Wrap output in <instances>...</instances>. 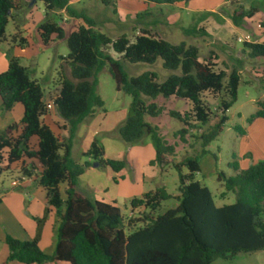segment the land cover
Segmentation results:
<instances>
[{"label": "trees", "instance_id": "16d2710c", "mask_svg": "<svg viewBox=\"0 0 264 264\" xmlns=\"http://www.w3.org/2000/svg\"><path fill=\"white\" fill-rule=\"evenodd\" d=\"M46 19L39 24L38 33L43 43L52 35L66 39L68 53L60 56L58 76L51 93L44 92L31 74L29 67L20 64L21 53L9 56L6 70L0 72V105L8 111L15 103L23 106L19 122L7 124L0 130V175L14 163L21 161L22 176H34L45 187L48 204L59 217L54 252L41 251L35 240L20 241L5 238L9 247L7 260L26 264L65 262L67 264H213L217 258H231L238 252L264 249V158L246 168L233 166L234 174L219 173L224 181L220 197L228 192L235 201L215 206L209 189L195 179L199 172V156L206 146L222 131L227 120L226 111L236 100L239 70L227 72L210 53L202 60L196 45L181 40L173 43L157 33L141 28L138 33H120L110 37L93 19L68 6V0H41ZM148 3L175 4L187 0H143ZM236 2V0H229ZM30 0H0V42L13 13L28 7ZM108 5L110 0H100ZM33 5H31L32 7ZM64 9L70 16L82 20L66 35L61 18H48L52 11ZM254 8L238 5L231 13L232 23L239 26ZM140 15V13L137 14ZM188 33L205 32L194 27ZM109 48L111 53H106ZM243 47L251 58L264 56V41H244ZM161 60L162 67L171 73L159 82L154 71H144L129 77L123 62L149 63ZM106 65L117 90L131 97L130 114L119 127L120 137L134 143L148 135L155 149L149 162L160 169L168 164L178 172V194L172 196L164 186L148 190L129 200L130 209H142V218L125 221L114 202L90 199L77 192L78 177L91 166H108L118 173L125 160L106 158L103 147L93 139L83 152V163L71 158L73 133L78 123L103 107L96 92L95 76ZM68 68V74L65 68ZM175 71H178L176 73ZM210 95L217 104L215 121L197 137L201 151L175 162V144L167 141L157 125L145 121L144 116L162 113L178 120L181 128L173 135L186 141L189 129L205 125L213 112L203 96ZM181 98L190 107L178 111L158 105L157 96ZM145 97L152 99L145 101ZM52 98L55 112L64 120L66 138L59 137L43 122L47 113L46 101ZM249 120L264 118V103ZM242 135L244 131L241 129ZM32 138L36 141L32 142ZM31 160L25 164L24 160ZM185 169L186 172H182ZM113 181L116 180L111 176ZM65 183L62 192L59 185ZM174 197L177 205L164 213H156L161 202ZM136 223H140L135 226Z\"/></svg>", "mask_w": 264, "mask_h": 264}, {"label": "rangeland", "instance_id": "374dc122", "mask_svg": "<svg viewBox=\"0 0 264 264\" xmlns=\"http://www.w3.org/2000/svg\"><path fill=\"white\" fill-rule=\"evenodd\" d=\"M98 4L103 7V11H101L102 9H95L90 13V16L96 25L110 37H115L121 32H126L128 35L135 34L139 27L138 22L140 17L144 18L148 13H151V11L148 10H141V8H145V6L141 3H136L129 5L128 8L140 10V15H138V17L127 15L120 19V15L117 14L115 5L111 1L108 5H103L100 2ZM120 4L122 6L124 5L123 3ZM73 6L76 7H73L74 9L79 8L76 1H74ZM87 6H91V4L87 3ZM169 11L170 13L168 14ZM169 11L165 12V17L173 14L177 15V13H179L180 17L184 15L181 21L182 25H186L190 21V16L187 15L185 9L174 8ZM16 13L21 17L20 20L17 21V25L22 29V34L25 39V43H22L24 44V53L20 59V64L33 70L31 76L41 84L45 94L47 90L49 91L48 93H51L53 91L55 79L58 76L61 62L59 57L65 56L68 53L66 39H57L55 35L51 36L53 38L49 40L48 43H43L40 39L36 29L39 24L46 19L44 4L41 0H36L30 12L27 8H24L17 10ZM106 16L111 20L106 22ZM122 16H124V14H122ZM155 17L158 18L159 16L156 15ZM48 18L58 20L57 15L54 14H50ZM81 23L82 20L78 21L77 17L73 16V28ZM193 24L196 25V23L189 24V28H195ZM155 29L162 38L168 41L177 43L181 40H185L188 43L196 45L199 49L200 60L210 53H214L218 58L216 61H219V63H221L220 65L224 69L226 68L227 72L232 68H236L240 72L236 100L226 111L228 118L223 125L222 131L206 146V153L199 156V172L195 174V179L209 189L215 206L232 203L235 201V195L233 193L228 192L224 197H220V193L224 190V181L222 179L218 180V175L219 173H223L226 176L233 175V166L235 165L239 168H245L247 162H250L249 152L252 151L253 145L257 144L264 146V128L260 127L259 120L255 118L249 120L259 109L258 103H264V56L252 59L246 55L239 54L240 51L246 49L243 47V42L237 41V37H242L244 35L241 33H231L227 26L224 27L221 37L215 36L216 40H213V38L205 32L188 33L186 31L187 29H179L177 26L168 35H165V33L161 32L157 27ZM15 30L16 27L9 21L5 29L6 35H8V33L12 34ZM19 42L20 41L17 40V43ZM19 46L21 47V45ZM105 52L110 54L111 50L107 47ZM122 64L129 77L136 76L149 70L154 71L157 74V80L161 82L171 73V71L162 67L160 59H157V61L152 64L142 62L129 63L126 61ZM65 72L68 74L67 67L65 68ZM175 72L178 73V71ZM95 80L96 92L101 97L104 104L103 107L96 108L92 115L82 119L76 126L72 137L71 158L77 163H83L87 160L83 152L88 147L89 143L93 139H96L103 147L106 158L125 160V167L120 172L126 176H130L131 171L126 161L130 148L133 145H138L143 146L145 149V147L150 146L149 144H152V141L148 135H145L142 139L134 143H127L120 137L118 129L130 114L131 97L122 90L116 89L115 82L106 65H103L97 71ZM203 99L213 114L207 124L189 129L186 135V141L184 142L173 135V133L182 126L178 120L165 113L156 117L144 116L145 121L158 126L159 132L167 141L175 144V153L170 157V159L175 162L181 161L187 155L200 153L201 144L197 136L201 132L206 131L216 119V117H214V114L217 112L216 101L207 94L203 96ZM145 101L150 102L152 99L145 97ZM153 101L158 105H164L167 108L178 111H184L190 107V104H186L188 103L187 101L175 97L165 98L159 95ZM48 112L56 114L54 107H51ZM0 121H2L3 124L2 115H0ZM60 123L64 125V122ZM61 127L62 126H60V129ZM51 128L56 132L53 126ZM241 129L244 131L242 135L239 133ZM65 132V134L57 135L66 138L68 131ZM21 163V161L14 163L9 169L4 171L0 175V184L3 183L4 185H8L13 177L22 176L19 170ZM95 163L97 162L92 161L91 166L78 177L80 190L85 188L87 190L85 194L91 197L100 192L104 193L107 187L115 189L114 181L111 179V176L116 178L117 176L115 174L120 173L111 171V169L105 165L95 166ZM13 165L14 168L12 169L11 167ZM156 167L155 176L151 178L145 176V181L142 184L143 192L164 186L169 194L172 196L177 195L179 183L177 170L172 164L164 166L163 169H160L158 166ZM182 172L185 173L186 170L183 169ZM108 195L114 196L112 192L105 196L107 197ZM138 196L140 195L136 197ZM129 200L130 199H126L125 205L120 202L118 203L125 221L128 219L136 220L142 218V214H140L142 209L128 215L130 211ZM176 205L177 201L174 197H171L161 202L156 213H164L167 209L174 208ZM139 224L140 223L135 222V226ZM213 264H264V249L250 252H238L227 259L217 258Z\"/></svg>", "mask_w": 264, "mask_h": 264}, {"label": "crops", "instance_id": "0c3cea01", "mask_svg": "<svg viewBox=\"0 0 264 264\" xmlns=\"http://www.w3.org/2000/svg\"><path fill=\"white\" fill-rule=\"evenodd\" d=\"M74 1H76L79 8L74 9L76 8L73 6ZM110 1L115 5V9L117 14L120 15V19L126 17L127 15L137 16L140 10H135L130 7L128 8L129 5L136 3H141L143 6H145V8H141V10L151 11V13H148L146 17H140L138 22L139 27L136 33H138L141 28H144L159 35L155 29L157 27L159 30H161V32L165 33V35H168L176 26L179 29H188L189 24L196 23V25L193 24L195 29H204L205 33L211 36L213 40H216L215 36L221 37L223 35L224 27L227 26L231 33H241L243 35H248L249 41H264V0H236L235 3L230 2L229 0H187L186 2H179L170 5H156L143 0ZM35 2L33 6L35 5ZM99 2L100 0H68V6H70L75 11L79 13L81 12L91 18L90 13L95 9H102L101 11H103V7L98 4ZM87 3H90L91 6H87ZM120 3H123L126 6H122ZM238 5L243 6L245 9L253 7L254 13L252 16L246 17L239 26H236L232 23L230 15ZM32 7L28 6L27 10L30 12ZM174 8L186 10L187 15L190 16V21L188 24L182 25L181 21L183 20L182 17L184 15L180 17L179 13H177V15L173 14L165 17V12H168ZM16 12L13 13L11 20H9L12 22L14 27H16V30L12 34L8 33V35H6L5 33V38L0 42V72L6 70L10 55L21 53L22 58L24 53V44L22 43H25V39L22 34V29L19 25H17V21H19L21 17ZM169 13L170 11L168 14ZM51 14L57 15V17H60L61 19L65 18L61 24L65 29L66 35L74 29L73 16L67 15L64 9L52 11ZM122 14H124V16H122ZM156 15L159 17H155ZM77 19L78 21L81 20L80 18ZM109 20L111 19L106 16L105 21L108 22ZM96 27L99 26L96 25ZM36 30L38 31V27ZM52 38L53 37H51L50 40H52ZM17 40L20 42L17 43ZM19 45H21V47ZM239 54L248 56V51L242 50ZM255 58L258 57H254L252 59ZM48 92L49 91L47 90L46 93ZM186 104H189V102ZM22 114L23 106L20 103H15L8 111L3 110L0 105V115H2L4 121L3 124L2 121H0V130H2L9 123L19 122ZM255 119L259 120L261 125L259 126L264 128V118L258 117ZM43 122L50 128L53 126L54 129H56V132L53 131L56 133V135L65 134V131H67L66 128L60 129V126L63 125V123L61 124L60 122H64V120L57 113L54 114L47 111V113L43 116ZM35 141L36 139L32 138V142ZM152 144H149L150 146H147L148 148L145 147V149L143 146L138 145H133L130 148L129 155L126 160L129 170L131 171L130 176H126L121 172L119 174H115L117 176L116 180L114 181L115 189L107 187L104 193L100 192L91 197L85 194L87 191L85 188L80 190L77 180V192L93 200L104 202L113 201L117 207H119V202L125 205L126 199H131L132 197L141 195L144 193L142 190V184L145 181V176L151 178L156 174V165H150L149 163L155 156V149L153 148ZM249 155L250 162H247V166L256 162L257 160L264 158V146L257 144L253 145L252 151L249 152ZM30 161L31 160L29 159L24 160L25 164H28ZM11 168L13 169L14 165ZM16 179L18 180V183L16 185H12V181ZM65 186V183H61L59 185L60 192L64 190ZM110 192H112L114 196L108 195L106 197L105 195ZM137 210L140 209H135L134 211L130 209L128 215L135 213ZM58 223L59 217L57 215V211L54 207L48 204L47 191L45 187L40 185L34 176H16L11 179V182L8 185L1 183L0 264H26L16 260H7L9 254V247L5 242V238L7 236L20 241L35 240L41 251L47 254H52L54 252L56 242ZM43 264L65 263L46 262Z\"/></svg>", "mask_w": 264, "mask_h": 264}, {"label": "built area", "instance_id": "2783aa9c", "mask_svg": "<svg viewBox=\"0 0 264 264\" xmlns=\"http://www.w3.org/2000/svg\"><path fill=\"white\" fill-rule=\"evenodd\" d=\"M65 20V18H62L60 23H62L63 21ZM237 41L239 42H244V41H249V36L248 35H244V36H238L237 37ZM51 107H54L53 106V102H52V98H48L47 101H46V110L48 111ZM25 177V176H23ZM18 183V180H13L12 181V185H16Z\"/></svg>", "mask_w": 264, "mask_h": 264}, {"label": "water", "instance_id": "95a60500", "mask_svg": "<svg viewBox=\"0 0 264 264\" xmlns=\"http://www.w3.org/2000/svg\"><path fill=\"white\" fill-rule=\"evenodd\" d=\"M35 1H36V0H30V2L28 3V6L33 5ZM94 165H95V166H98V163H95Z\"/></svg>", "mask_w": 264, "mask_h": 264}]
</instances>
